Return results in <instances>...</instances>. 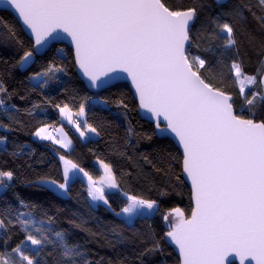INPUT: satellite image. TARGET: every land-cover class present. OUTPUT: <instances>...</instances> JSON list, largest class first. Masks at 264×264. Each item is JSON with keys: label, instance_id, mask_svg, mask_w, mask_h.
<instances>
[{"label": "snow or ice", "instance_id": "snow-or-ice-1", "mask_svg": "<svg viewBox=\"0 0 264 264\" xmlns=\"http://www.w3.org/2000/svg\"><path fill=\"white\" fill-rule=\"evenodd\" d=\"M0 8L11 10L18 22L3 25L7 38L23 50L16 67L25 70L37 54L53 52L55 42L70 39L74 63L89 88L111 91L124 87L117 83L120 79L130 80L138 109L154 123L147 139L156 137L176 149L175 154L165 151L190 181V210L172 207L163 214L167 230L160 239L151 238V245L137 257L139 264H148L144 257L163 253L161 240L176 246L178 264H225L233 253L240 264L249 258L264 264V36L257 40L249 20L251 16L264 33V0H259L258 11L242 0H192L178 7L167 0H0ZM25 26L30 30L27 44L16 32V27L23 31ZM246 48H258L261 57L251 74L246 72ZM61 73L66 74L64 67L53 59L28 80L33 90H43L58 81ZM248 86L254 90L246 91ZM13 94L0 78V129L4 132L21 124L17 119L20 109L9 103ZM117 99L119 115L130 124L132 109L124 93ZM45 103L56 109L61 123L74 125L81 137H99L98 128L86 118V107L88 111L96 104L109 107L111 101L84 97L76 111L50 97ZM32 108L47 112L39 103ZM54 131V125L41 120L30 135L59 149L69 148L72 142L66 134L56 136ZM58 131L63 133V127ZM126 132L131 134L133 129L128 127ZM7 145V135L0 136V150L7 152ZM24 147L14 144L19 152L14 150L11 155H20ZM59 149L62 182L41 177L34 182L37 188L67 196L82 174L91 202L96 206L102 202L129 227L160 211L159 199L121 192L112 164L98 160L103 175L94 179L59 154ZM156 171L174 174L171 166ZM135 175L139 178L143 170ZM128 177L133 178V173ZM175 178L180 180V176ZM17 179L13 170L0 169V194L12 189ZM109 190L120 192L126 201L119 211L112 207ZM168 195L167 185L158 190L160 198ZM16 199L18 207L8 205L0 210V237H7L0 241V264H93L80 244L69 242L65 230L53 227V217L45 213L47 221L39 219L23 210L31 205L19 195ZM17 228L23 239L12 246L11 233Z\"/></svg>", "mask_w": 264, "mask_h": 264}, {"label": "trees", "instance_id": "trees-1", "mask_svg": "<svg viewBox=\"0 0 264 264\" xmlns=\"http://www.w3.org/2000/svg\"><path fill=\"white\" fill-rule=\"evenodd\" d=\"M230 3L236 0H229ZM253 7L254 11L259 10V0H242ZM173 6L189 5L192 0H167ZM250 28L253 29L257 40L264 36L257 28L255 21L249 16ZM16 26L17 20L7 11H0V78L6 82L10 91L14 92L11 101L20 109L17 117L21 124L14 125V130L4 132L0 129V136L7 135V152L0 150V169L13 170L18 179L14 187L7 192L0 194V210L8 205L18 207L16 196L19 195L26 203L31 205L29 209L33 215L39 219L47 221V216L54 219L53 227L56 230H65L68 233L70 243H78L86 252V258L93 264H139L137 259L139 253L151 245V238L155 236L160 239L165 228L162 219L172 207H180L186 212L190 210V191L182 180L181 169L171 162L165 149L176 153L175 148L168 146L167 141L153 137L147 139L153 124L139 118L137 115V105L130 89L125 83L122 88H113L111 91L101 90L96 93L89 92L77 77L74 71V61L72 54L69 55V47L65 44L55 45L53 52L47 50L41 55H36L34 62L25 70L16 67L17 61L23 50L14 40L8 39L3 25ZM199 27V25H197ZM17 38L27 44L28 37L19 27H16ZM195 32V29H194ZM27 50V49H24ZM195 52L196 49H193ZM246 72L251 74L258 67L259 49H245ZM55 60L57 65L64 67L66 74H59V80L53 81L46 89L33 90L29 83L28 76L45 69L51 60ZM254 90L252 86L249 89ZM238 91V86H236ZM124 93V99L132 111L129 112L130 124L120 115L115 107L118 103L117 97ZM23 95L26 99H20ZM50 97L56 103H68L73 111L78 109L84 97L108 98L111 101L109 107L96 104L92 111L86 107V118L100 131V136L94 139L82 140L73 125L67 122L61 123L56 109L46 105L45 98ZM33 103H39L41 109L47 108L44 113L40 109H33ZM91 103V101H89ZM239 108V105H238ZM26 109L32 110L35 115L29 116ZM257 117L261 115L259 107L255 109ZM5 122H7L6 118ZM41 120L47 123L61 126L69 140L71 148L69 150L59 149L50 142L32 139L30 133ZM131 127V134L126 129ZM138 134V135H137ZM15 145H27L23 153L12 156ZM59 154H63L67 159L88 171L94 179L100 176V170L95 165V161L104 160L112 164L120 180V190L128 191L130 194L141 195L145 198L159 199L160 211L149 219L136 220L132 227H129L124 218L116 217L103 204L92 205L89 202L86 185L78 179L71 186V191L67 196H60L50 191H44L35 186L36 181L41 177H50L62 181V170L59 162ZM151 163H147L144 157ZM155 165V168L153 167ZM173 169V175L166 176L164 171L157 172L156 168ZM143 170V175L136 177V172ZM133 173V178L128 177V173ZM180 176V180L175 177ZM147 177V178H145ZM167 185L169 195L165 198L158 196V190ZM108 198L112 207L119 211L124 206L125 200L120 192L109 191ZM47 213V216H45ZM76 225H80L77 227ZM19 229L11 233L12 246H15L22 235H17ZM7 237H0V241ZM163 253H157L154 257H144L148 264H178V258L171 247L161 240Z\"/></svg>", "mask_w": 264, "mask_h": 264}, {"label": "water", "instance_id": "water-1", "mask_svg": "<svg viewBox=\"0 0 264 264\" xmlns=\"http://www.w3.org/2000/svg\"><path fill=\"white\" fill-rule=\"evenodd\" d=\"M0 11H7L9 13H11V10H5L3 8H0ZM12 14V13H11ZM13 16V14H12ZM14 17V16H13ZM19 24L22 25V22H19ZM24 34L29 37L30 36V30H28L26 28V26L24 27V30H23ZM59 44H65L67 45L69 48L72 49V56H73V61H74V48L71 46L70 44V39H64L62 41H58V42H55V45H59ZM46 51V50H45ZM44 51V52H45ZM42 53L40 54H37V55H41ZM74 71H75V74L77 75V77L81 80V82L83 83L84 87L89 91V92H92V93H96L98 91H101V90H104V89H90L89 86H88V81H87V78L86 77H83L82 73L79 71L78 69V66L75 65L74 63ZM121 76L122 77H126V74L124 73H121ZM117 83H125L127 84L128 88L130 89L131 91V94L134 92V89L131 88V82L130 80L126 79V78H122L120 79L119 81H117ZM136 102V105H137V112L139 111L140 112V115L139 118L150 123V124H153V127H154V123H152L149 119V117L147 115H145L142 110H139L138 109V101L135 100ZM182 177V180L185 182V184L187 185L189 191H190V181H187L186 177H184L183 175H181ZM191 202V200H190ZM167 245L169 247L172 248L174 254L177 256L178 260H179V251L178 249L176 248V246L174 244H171V243H167ZM229 262H231V264H240V259L239 257L235 256V254L233 253L232 255H230L226 261H225V264H229ZM245 264H255L254 261H251V259L249 258L248 260L245 261Z\"/></svg>", "mask_w": 264, "mask_h": 264}, {"label": "rangeland", "instance_id": "rangeland-1", "mask_svg": "<svg viewBox=\"0 0 264 264\" xmlns=\"http://www.w3.org/2000/svg\"><path fill=\"white\" fill-rule=\"evenodd\" d=\"M59 119H60V117H59ZM66 122V121H65ZM70 125V124H69ZM61 128V126H56L55 125V129H57V131H54L53 132V135H56V136H63V135H65L66 133H65V131H63V133H60L59 131H58V129H60ZM51 130V129H50ZM74 130H75V127H74ZM78 134H79V132H77ZM67 136V135H66ZM80 136V135H79ZM81 137V136H80ZM68 138V137H67ZM94 138H96V136H94V135H92V134H87L86 136H84V137H81V139L82 140H86V139H94ZM69 139V138H68ZM72 145V144H71ZM59 146V145H58ZM71 147V146H70ZM69 147V148H70ZM66 149H68V148H66ZM59 158V157H58ZM60 162V161H59ZM95 165L97 166V168L100 170V176H102L103 175V170L100 168V166H99V164H98V161H95ZM60 166H61V170H62V172H63V167H64V165H63V163L62 162H60ZM99 176V177H100ZM98 177V178H99ZM97 178V179H98ZM80 179L85 183V185H87V180H86V178H84L83 176H82V174H80ZM62 182V181H61ZM109 191H112V190H109ZM62 197H64V196H62ZM88 199H89V202L92 204V205H95L93 202H91V200H90V198L88 197ZM101 204H102V202H101Z\"/></svg>", "mask_w": 264, "mask_h": 264}, {"label": "crops", "instance_id": "crops-1", "mask_svg": "<svg viewBox=\"0 0 264 264\" xmlns=\"http://www.w3.org/2000/svg\"><path fill=\"white\" fill-rule=\"evenodd\" d=\"M60 120V119H59ZM32 139H34V140H38V139H35L34 137H32ZM47 142V141H46ZM56 146H58V145H56ZM71 148V147H70ZM70 148H68V149H65V150H69ZM112 191H114V190H112ZM123 218V217H122Z\"/></svg>", "mask_w": 264, "mask_h": 264}, {"label": "built area", "instance_id": "built-area-1", "mask_svg": "<svg viewBox=\"0 0 264 264\" xmlns=\"http://www.w3.org/2000/svg\"><path fill=\"white\" fill-rule=\"evenodd\" d=\"M55 126V125H54ZM74 126V125H73Z\"/></svg>", "mask_w": 264, "mask_h": 264}]
</instances>
